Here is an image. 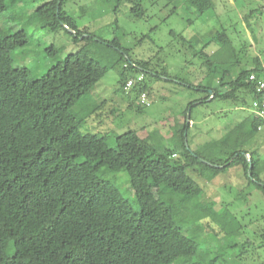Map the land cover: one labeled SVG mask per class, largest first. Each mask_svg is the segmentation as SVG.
Returning a JSON list of instances; mask_svg holds the SVG:
<instances>
[{"label": "rangeland", "instance_id": "rangeland-1", "mask_svg": "<svg viewBox=\"0 0 264 264\" xmlns=\"http://www.w3.org/2000/svg\"><path fill=\"white\" fill-rule=\"evenodd\" d=\"M44 1L8 0L1 13L2 35L24 30L29 36L26 45L10 52L13 64L33 80L54 60L82 49L106 66L69 111L81 120V133L104 135L110 146L116 135L133 131L159 147H175L174 160L189 161L178 144L188 102H199L203 90L215 87L225 71L233 77L240 68L252 67L255 57L264 67V0H212L213 8L202 15L189 0H142L146 13L139 18L130 13L128 0H65L63 9L82 31L77 41L68 30L54 24L41 27L31 16ZM223 30L227 41L212 39ZM114 38L124 57L114 48ZM252 101L250 93L239 91L232 99L196 104L186 144L210 162L231 150H246L264 183V123L255 116ZM253 120L258 124L254 131ZM210 172L191 166L188 173L201 193L183 202L171 196L175 221L189 234L192 249L185 263L174 264H264V193L240 165ZM103 178L137 208L124 171ZM154 194L162 200L167 192L156 188Z\"/></svg>", "mask_w": 264, "mask_h": 264}, {"label": "trees", "instance_id": "trees-1", "mask_svg": "<svg viewBox=\"0 0 264 264\" xmlns=\"http://www.w3.org/2000/svg\"><path fill=\"white\" fill-rule=\"evenodd\" d=\"M128 1L133 16L145 15L142 0ZM189 1L201 15L213 8L212 0ZM64 3L46 0L31 16L41 27L54 24L68 30L77 41L82 31ZM7 7L8 0H0V16ZM224 30L212 39L227 41ZM28 42L24 30L0 33V264L185 263L192 252L190 236L175 221L171 196L183 202L201 193L188 173L191 166L199 164L216 174L240 165L264 193L248 151L231 150L210 162L186 144L187 110L191 120L193 106L206 99H232L239 91L253 94L250 73L264 76L256 57L252 67L240 68L233 77L225 71L215 87L203 90L199 102H188L178 144L190 160L181 162L173 159L175 147H159L133 131L116 135L113 146L104 135L81 133V120L69 110L105 74L106 66L80 49L28 80L10 56ZM112 43L124 57L118 39ZM250 126L258 129L254 120ZM114 171L126 173L137 208L103 178ZM156 188L167 192L164 199H156ZM261 238L264 244V231Z\"/></svg>", "mask_w": 264, "mask_h": 264}, {"label": "built area", "instance_id": "built-area-1", "mask_svg": "<svg viewBox=\"0 0 264 264\" xmlns=\"http://www.w3.org/2000/svg\"><path fill=\"white\" fill-rule=\"evenodd\" d=\"M252 84V109L255 116L264 123V76L250 73L248 77Z\"/></svg>", "mask_w": 264, "mask_h": 264}, {"label": "water", "instance_id": "water-1", "mask_svg": "<svg viewBox=\"0 0 264 264\" xmlns=\"http://www.w3.org/2000/svg\"><path fill=\"white\" fill-rule=\"evenodd\" d=\"M187 123L189 122V110L187 111ZM250 161V160H249ZM250 167V166H249Z\"/></svg>", "mask_w": 264, "mask_h": 264}]
</instances>
